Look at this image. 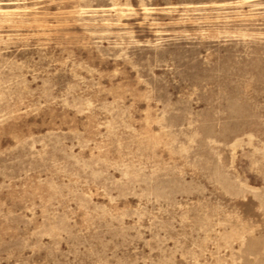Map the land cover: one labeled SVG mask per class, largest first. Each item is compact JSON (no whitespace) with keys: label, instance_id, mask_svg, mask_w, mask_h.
Returning <instances> with one entry per match:
<instances>
[{"label":"rangeland","instance_id":"rangeland-1","mask_svg":"<svg viewBox=\"0 0 264 264\" xmlns=\"http://www.w3.org/2000/svg\"><path fill=\"white\" fill-rule=\"evenodd\" d=\"M0 264H264V0H0Z\"/></svg>","mask_w":264,"mask_h":264}]
</instances>
